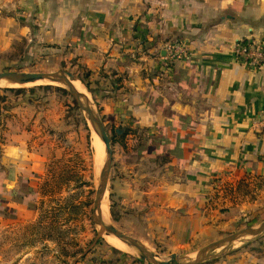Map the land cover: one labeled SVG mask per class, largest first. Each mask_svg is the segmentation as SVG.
<instances>
[{
	"label": "crops",
	"instance_id": "0c3cea01",
	"mask_svg": "<svg viewBox=\"0 0 264 264\" xmlns=\"http://www.w3.org/2000/svg\"><path fill=\"white\" fill-rule=\"evenodd\" d=\"M27 34L74 53L104 127L136 134L120 149L135 158L132 176L154 168L134 186L151 216L142 243L188 256L264 221V66L232 53L264 40V0H0V51ZM175 43L187 53L169 63ZM2 138L0 264H41L47 241L40 232L33 242L41 223L29 193L45 154L26 131ZM202 264H264V238Z\"/></svg>",
	"mask_w": 264,
	"mask_h": 264
},
{
	"label": "rangeland",
	"instance_id": "374dc122",
	"mask_svg": "<svg viewBox=\"0 0 264 264\" xmlns=\"http://www.w3.org/2000/svg\"><path fill=\"white\" fill-rule=\"evenodd\" d=\"M44 41L45 38L39 35L27 34L17 39L9 50L0 51V73H69L73 81L81 83V91L87 93L82 84V76L86 71L77 65L73 57L75 54ZM46 85L64 89L66 94L53 89H36ZM6 87L11 86L0 85V139H4L2 135L6 129L23 130L28 133L30 141L38 145L45 154L43 170L33 180L36 186L29 193L33 197L31 204L37 210V223H41L32 228L33 242L40 241V232L41 243L47 241L39 248L47 253V259L42 260L41 264H116L120 262L122 255L152 264L149 260L141 259V254L133 247L125 245L128 249L119 250L108 244V238L104 236H113L102 231L95 221V192L105 160L95 165L94 147L99 145L103 154L104 147L95 128L88 122L65 86L40 81L13 88ZM31 88L35 90L29 91ZM6 89L23 91L10 92ZM90 99L89 105L97 112ZM105 128L110 138L112 133L109 125ZM111 149L112 163L103 196L108 218L106 224L139 241L157 256L158 261H169L170 256L163 257L158 248L141 242L149 230L151 216L147 218L145 215H149L146 200L143 201L145 196L141 197V194L135 192L137 188H142L153 180V166H139L145 170L142 176H136L135 173L132 176L126 167L128 162L134 165L135 158L125 159L117 143L111 142ZM125 181L126 184H132L134 194H127L128 187L123 184ZM254 226L258 224L243 229ZM263 238L264 231L257 236L246 235L230 246H223L210 254L220 257L237 245L241 247L254 240L262 241ZM199 251L188 256L176 255L178 264H188L196 258Z\"/></svg>",
	"mask_w": 264,
	"mask_h": 264
},
{
	"label": "water",
	"instance_id": "95a60500",
	"mask_svg": "<svg viewBox=\"0 0 264 264\" xmlns=\"http://www.w3.org/2000/svg\"><path fill=\"white\" fill-rule=\"evenodd\" d=\"M4 80L11 85L23 86L27 84H34L40 81L55 82L60 83L65 86L67 91L70 93L78 108L82 111L88 122L95 128L97 136L104 147L105 161L100 169L99 173V183L95 192L94 199V215L95 221L100 226L102 231L113 236L114 238L121 241L123 244L133 247L141 255V259L149 260L152 264H178L176 255H171L169 261H158L157 256L149 252L139 241L124 235L123 233L117 231L113 226L106 224L103 221L101 204L103 201V196L105 193V185L108 181V176L110 174V167L112 163V149L111 141L108 136L107 130L105 129L101 117L97 112H95L88 102H83L79 91L74 87L72 76L69 73H0V81ZM6 87V88H13ZM264 231V221L258 226L248 227L246 229L239 230L227 237L211 243L210 245L202 248L196 258L190 261L188 264H202L211 259H215L218 255L212 256L210 253L223 246H230L235 241L243 238L246 235L257 236Z\"/></svg>",
	"mask_w": 264,
	"mask_h": 264
},
{
	"label": "built area",
	"instance_id": "2783aa9c",
	"mask_svg": "<svg viewBox=\"0 0 264 264\" xmlns=\"http://www.w3.org/2000/svg\"><path fill=\"white\" fill-rule=\"evenodd\" d=\"M169 63L184 57L187 49L183 44L175 43L167 47ZM233 56L236 63L241 66L256 70L264 66V40L239 41L233 46Z\"/></svg>",
	"mask_w": 264,
	"mask_h": 264
},
{
	"label": "bare ground",
	"instance_id": "6f19581e",
	"mask_svg": "<svg viewBox=\"0 0 264 264\" xmlns=\"http://www.w3.org/2000/svg\"><path fill=\"white\" fill-rule=\"evenodd\" d=\"M74 87L77 89V91H79V94L81 95V98H82V101L83 102H90L89 99H90V96L88 93H84L83 91H81L82 86H81V83L79 81H75L72 82ZM0 85L2 86H11L13 87L14 85H11L9 84L8 82L4 81V80H1L0 81ZM91 100V99H90ZM98 143V142H97ZM96 144V143H95ZM95 155H94V158H95V165L98 164V162H100L101 160L104 161L105 160V155L102 153L101 149L99 148V145H95ZM103 156V157H102ZM101 161V163H102ZM101 212H102V217H103V221L105 223H108V218H107V212H106V204L104 201H102V204H101ZM104 238H108L106 241L108 242V244H110L111 246H113L114 248H117L119 250H125V249H128V247L125 246V244H123L121 241L113 238V237H110V236H104ZM128 253H131V252H128ZM135 253V252H134Z\"/></svg>",
	"mask_w": 264,
	"mask_h": 264
},
{
	"label": "trees",
	"instance_id": "16d2710c",
	"mask_svg": "<svg viewBox=\"0 0 264 264\" xmlns=\"http://www.w3.org/2000/svg\"><path fill=\"white\" fill-rule=\"evenodd\" d=\"M36 89H53L54 91H57V92H60L62 94H66V91L64 89H61V88H58V87H52V86H49V85H46V86H40V87H37ZM7 91H10V92H22L23 89H6ZM35 88H31L29 89V91H34ZM74 108L77 109V107L74 105ZM112 133V136L110 137V141L113 142L114 144L117 143L119 144V146L125 148V138L128 136V135H131L133 136L132 138H135L136 134L135 133H129L128 131H124L122 134H119L117 133L115 130H112L110 131ZM112 209V207L110 208Z\"/></svg>",
	"mask_w": 264,
	"mask_h": 264
}]
</instances>
